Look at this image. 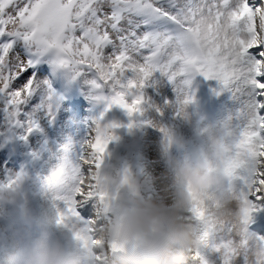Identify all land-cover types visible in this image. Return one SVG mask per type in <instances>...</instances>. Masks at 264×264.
Here are the masks:
<instances>
[{"label":"snow or ice","instance_id":"obj_1","mask_svg":"<svg viewBox=\"0 0 264 264\" xmlns=\"http://www.w3.org/2000/svg\"><path fill=\"white\" fill-rule=\"evenodd\" d=\"M18 41L37 54L52 51L54 62L74 73L92 70L94 86L111 89L100 97L107 107L130 116L143 110L142 89L154 72L178 81V88L181 77L186 85L197 73L217 80L239 100L235 147L248 166L245 183L251 189L264 181V0H0V96L10 106L22 103L32 86L25 65L33 61L5 67ZM17 76L26 82L12 90L9 81ZM94 147L104 150L99 139ZM79 194L69 197L58 224L78 215ZM253 210L243 209L245 222Z\"/></svg>","mask_w":264,"mask_h":264},{"label":"bare ground","instance_id":"obj_2","mask_svg":"<svg viewBox=\"0 0 264 264\" xmlns=\"http://www.w3.org/2000/svg\"><path fill=\"white\" fill-rule=\"evenodd\" d=\"M13 48L14 50L9 56L12 59L11 62L6 61L5 67L8 71L18 68L17 66L21 63V56L23 61H25V53L22 48L18 47V45H14ZM15 50H20V54ZM40 67L41 65L37 68L39 69L37 75L31 77L30 94H26L20 104L28 105L31 102L33 91L35 89L37 92L42 91L47 86V79L43 76V71ZM54 68L57 67L54 65ZM67 72V70L64 73L61 72L59 77L65 78ZM87 72V69H84L83 75L86 77L87 74L90 75ZM11 80L9 81L10 89L22 88L23 84L12 83L17 80L21 82L20 78ZM182 80L183 77L180 78V88H178V81L169 80L166 75L161 74L159 71L154 72L142 89L145 100L141 105L143 110L140 113L130 116L119 106L113 105L112 108L116 110L117 118L112 123L108 122V124L112 129L120 126L125 130L122 131V146L116 147L109 143L108 148L111 149V152L104 154L93 150L90 147V143L81 142L88 131L90 133L88 139L92 137L95 132L90 129L99 123L98 120H77L69 123L61 119V114H56V119H59L58 124L49 129L51 126L45 123L44 117L47 113L46 108L53 103L46 107L40 105L33 108L29 121L43 126L46 132L59 128L56 133L59 140L69 139L73 141V143L68 142L67 146L74 151L75 155L79 156V158L72 159V162L78 167L76 173L68 171L69 163L63 164L60 157L55 159L49 154L58 155L55 143H51L45 136L39 135L34 130L27 129L25 131V126L19 124L17 120L19 115L16 112L12 113L11 120L8 123H5L3 119L1 127H3L4 134H2L11 139L9 144H13L15 149L18 148L22 152L18 160L23 159V155L27 154L29 152L27 149L31 147L30 155L46 159L43 169L48 173L52 172L58 164H63L66 172L70 174V186L74 191H80L81 186L89 188L82 191L84 194L74 197L77 216L69 217L64 223H57L60 214L66 212L67 202L64 208L62 206L58 209L54 222L43 223L66 247L68 242H71V244L69 243L70 249L78 248L81 250L76 239V235H79L78 225H80V231L86 236L87 242L94 236L102 238L108 234L110 235L109 238L113 237L109 232V227H105L106 219L104 216L100 215L94 224H88V221L83 217L84 214L97 208L95 198L100 195H95V192L96 188L102 186L103 183L105 186L103 187L102 196L104 195L105 198L114 197L111 192L116 189L117 192L114 195L121 194L119 202L122 203L133 199H151L154 197H164L168 202H171L175 195L177 184L170 167V159L187 160L185 158L187 155L192 158L194 154L188 148L190 144H188L187 138L193 142V145L195 141L203 139L204 141H199L197 145H194L195 155H198L204 163L210 157L209 161L219 166L222 173L220 175L216 174L220 177L219 183L210 185L203 194L193 195L189 206L184 211L185 219L195 229L192 242L189 244V250L193 253L191 255H196L197 258L194 259L195 261L189 259L188 262H182V264H264V236L254 237L245 228L246 224L254 223L264 216V211L260 210L261 205L254 199L249 200L248 197L254 195L264 205V192L258 193L257 196L249 193L250 190L257 188L260 190L261 182L255 183L253 181L251 189L247 186L245 179L248 177V166L240 164L241 157L236 151L235 145L239 123L236 119V113L240 106L239 100L230 90L224 88L226 92L221 97L224 106L220 107V112L214 114V105L212 104L207 108V114L203 111L208 106L205 101V94L196 98L194 90L190 88L191 84L189 86L188 82L185 85ZM191 90L193 95H191ZM106 95L107 97L111 95V89L108 87ZM90 96L92 98L89 97L88 105L92 108V111L101 113V103L97 101V95L93 93ZM185 96L191 97L190 102L187 104L183 103ZM4 100L5 97H3ZM65 103L69 105L67 102ZM79 105L82 106L83 101ZM54 106L57 108V112L63 109L62 104H55ZM209 115L213 116L211 121H209ZM27 122L26 124L29 123ZM113 125L115 126L113 127ZM9 127L11 128L10 130ZM146 129H152L154 133L149 134ZM173 134L181 138L182 146L170 143ZM35 136L38 137L37 140L32 138ZM104 136L109 138L107 133ZM32 139L34 140L33 144H28ZM47 146L49 151L46 150ZM1 151L8 154L13 152L8 147V144H1ZM228 153L233 157V161ZM97 155L100 157V167H103V171L107 170L100 176L102 181L98 180V176L82 180L83 175L94 166L91 160ZM80 156L86 160L81 161ZM11 157H13L12 154ZM114 160L118 162L109 170L111 162ZM32 165L36 166L34 163ZM119 167L120 169L118 170ZM21 169V162L17 169L0 166V183H6L7 181L14 183L11 199L17 210L25 212L24 209H29L30 202L28 190L24 186L26 180L20 172ZM130 170L132 173H130ZM51 175L53 176L54 173ZM0 192H4V189H0ZM123 192L127 193L128 199L122 194ZM233 192H236L234 200L231 198V193L233 194ZM246 201L248 202L246 203ZM245 207H254L247 222L243 218V209ZM193 209H195V212ZM219 209L226 210L230 214L229 218L220 217L217 211ZM4 211L5 218L0 217V227H5L4 230L9 239L1 241L0 250L2 255L0 264H8V255L14 250L10 247V244L16 240L14 235L22 227L26 229L34 227V225L26 224L25 220L29 215L28 211L23 215L24 221L16 212H11L7 209H4ZM18 221L23 223V225H19ZM252 230H257L260 233V230L255 226H253ZM137 244L138 238L135 239L133 247ZM100 248L101 244L97 246V249ZM123 249L126 250L127 247ZM102 255V262L99 264H105L106 262L105 253H102ZM90 258H92L91 255Z\"/></svg>","mask_w":264,"mask_h":264},{"label":"clouds","instance_id":"obj_3","mask_svg":"<svg viewBox=\"0 0 264 264\" xmlns=\"http://www.w3.org/2000/svg\"><path fill=\"white\" fill-rule=\"evenodd\" d=\"M170 143L182 146L175 134ZM170 167L177 184L171 202L154 197L133 199L117 207L110 234L123 242L138 238L135 247L121 253V264H182L183 251L195 232L184 211L193 195L203 194L210 185L219 183L220 177L210 173L198 155L187 160L171 158ZM217 211L220 217L229 218L226 210ZM36 228V234L28 232L9 253L8 264H84L85 252L67 248L39 222Z\"/></svg>","mask_w":264,"mask_h":264},{"label":"rangeland","instance_id":"obj_4","mask_svg":"<svg viewBox=\"0 0 264 264\" xmlns=\"http://www.w3.org/2000/svg\"><path fill=\"white\" fill-rule=\"evenodd\" d=\"M257 2H259V0H257ZM15 45H18V47H23L25 49V52H27V54L35 53L32 50V46L26 44L23 41H18ZM15 51L18 54H20V50H15ZM107 51H111V50L108 49ZM48 52H50L52 61L54 62V53L52 51H48ZM37 56H39L37 58L38 63L39 62L45 63L48 66H50V64H52V62L45 59V57L43 55L39 54ZM11 60H12L11 57H9L7 61L11 62ZM20 61H21V63H24L23 58H21ZM38 63L35 62V63L31 64L29 67H26V69L28 70V76L29 77L32 75H35L37 73ZM19 65L17 67H19ZM83 72H84L83 69H81L78 73H74L72 71L69 73V75H71V76H69L68 78L71 79L75 85L82 88L83 93L85 92L86 94H90L91 91H90L89 86L91 85L92 81L89 79L88 76L87 77L84 76ZM92 79H93V77H92ZM204 80H205L207 86L209 87V89H211L212 93H214L215 95H217V94L220 95L218 104L220 106H224L223 102L221 101L222 95H224L226 92L224 90V87L215 79L204 77ZM24 82L25 81H21V82L15 81L12 83H14V84L21 83V85H22ZM46 93H47L46 89L39 91V92H37L35 89V93L31 97L32 100H31V102L28 103V105L23 103V104L15 105L13 107H11L8 104L6 99L3 101V97L0 96V101H1L0 102V142H1V138H2L3 142H6L8 144L10 143V140H7L6 135H3L4 131H3V127H1L3 119L5 120V123H8L11 120L12 113L16 112L17 114H20L25 121L31 122L28 119L30 118V115L32 113V109L37 107V106H40V105L43 107L44 97H45ZM86 94L84 95V97L86 96ZM50 95H51V92H50ZM99 96L100 95L98 93L97 97H99ZM99 99L105 101V99H101V98H99ZM102 104H103L102 113L104 114V117H106V116L108 117L111 114V112H113L114 115H113L112 120H114V118L116 119L117 113L115 112V110H113L114 108L104 107V102ZM47 116L44 117L45 121L47 119ZM86 116L91 117V115H89V114H87ZM17 120L20 123L23 122L22 120H19V119H17ZM212 126H215V125H212ZM120 128H121L120 126H117L116 129L120 130V135H121V139H122L123 138L122 131H124L125 129L123 130L122 128L121 129ZM10 129L11 128L9 127V130ZM146 131L149 134L154 133V131L152 129H150V130L146 129ZM132 132H134V131H132ZM52 140L53 141L51 143H55V146L57 147V150H58V152H57L58 155H53L52 153H49V154L52 155L53 158H55V159H57V157H60L63 161V164L69 163L71 159L67 158V156H65L64 148H67V143L68 142L70 143L71 140H69V139L62 140V142H61L59 140H56L55 137H53ZM199 141H204V140L199 139V140L195 141L194 145H197V143ZM187 142H188V144H190L188 146L190 152L195 155V152H194L195 146L193 145V142L189 138H187ZM30 143L33 144V140L29 141L28 144H30ZM30 148L27 149V151L31 152ZM47 150H49V148H47ZM27 155H30V154L27 153ZM228 155L231 158V160L233 161V157L230 155V153H228ZM185 158L190 159V157H188V155ZM209 158L210 157H208V161L206 159V163H205L207 170L210 173L213 172L217 175H220L222 173L220 167L216 166L215 163H213L212 161H209ZM2 161H3V159H2V157H0V162L2 163ZM30 161L32 164L33 163L35 164V162H36V166L32 165V167H31L29 162L27 163V165H28L27 170H28V173L30 175L29 176L30 177L29 182L31 185V190L29 193L31 195V197H30L31 198V205L33 206V210L30 213L32 215V220L34 219V221H36V219H37L40 224H43V223L47 224V223L54 222L55 221L54 218L57 214L58 209L62 206H63V208L66 206V203L68 202V199L70 197V193L72 191H74L72 189V187L70 186V184H68L70 174L68 172H66L63 164H58L52 172L48 173L46 170L43 169V166H45V164H46V159H43L40 157L35 159L34 156H31ZM74 169H75V167L71 166L70 169L68 167V171H70L71 173H73L72 171H74ZM52 173H54L53 176L51 175ZM130 173H132L131 170H130ZM57 174H60V176H59L60 182L54 183L53 181L55 179H57ZM64 188H67V192L65 194L62 193ZM0 196H3L2 199L6 200L5 196L3 194H0ZM235 197H236V192H233V194L231 193L232 200H234ZM7 201H8V199H7ZM98 208H99V205H98ZM78 226H79V235H76V239L78 240L79 246L82 250V248H84V243L82 240V232L80 231V229H81L80 225H78ZM253 236L258 237L259 235L257 233H254ZM97 242H99V241L97 240ZM69 243L71 244V242H68V246H70ZM189 249H190V245L184 250L182 262L186 263L189 261V259L195 261L194 259L197 258L196 255H191L193 253Z\"/></svg>","mask_w":264,"mask_h":264}]
</instances>
